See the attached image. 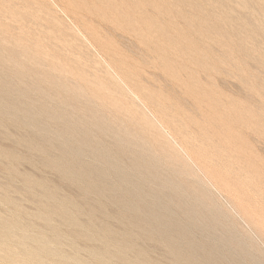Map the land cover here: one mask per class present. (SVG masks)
I'll return each instance as SVG.
<instances>
[{
  "label": "rangeland",
  "instance_id": "rangeland-1",
  "mask_svg": "<svg viewBox=\"0 0 264 264\" xmlns=\"http://www.w3.org/2000/svg\"><path fill=\"white\" fill-rule=\"evenodd\" d=\"M0 264H264V0H0Z\"/></svg>",
  "mask_w": 264,
  "mask_h": 264
},
{
  "label": "bare ground",
  "instance_id": "bare-ground-1",
  "mask_svg": "<svg viewBox=\"0 0 264 264\" xmlns=\"http://www.w3.org/2000/svg\"><path fill=\"white\" fill-rule=\"evenodd\" d=\"M169 194V193H168ZM167 196V195H166ZM165 196V197H166ZM164 198V197H163ZM187 204V203H186ZM164 207H165V205H164ZM168 210V209H167ZM174 211V210H173ZM168 214H171V213H168ZM175 215V214H174ZM171 216V215H170ZM167 217H165V219H166ZM161 220V219H160ZM170 220V219H169ZM199 220V219H198ZM201 222V221H200ZM202 223V222H201ZM168 224V223H167ZM186 225V224H185ZM187 226V225H186ZM189 228H190V226H188ZM172 228V227H171ZM191 229V228H190ZM155 231H156V229H155ZM191 232V231H190ZM193 232V231H192ZM209 233V232H208ZM205 237V236H204ZM212 237H213V235H212ZM200 238V237H199ZM217 238V237H216ZM219 238V237H218ZM204 239V238H203ZM215 239V238H214ZM168 240V239H167ZM185 240V239H184ZM217 240V239H216ZM213 241H215V240H213ZM212 241V242H213ZM219 241V240H218ZM218 243V242H217ZM217 246V245H216ZM203 247V246H202ZM211 247V246H210ZM206 250V249H205ZM208 250V249H207ZM177 252V251H176ZM208 253V252H207ZM203 254V253H202ZM200 257V256H199ZM219 257V256H218ZM225 257V256H224ZM227 258V257H226ZM228 261H230V260H228ZM221 263V262H220ZM244 263V262H243Z\"/></svg>",
  "mask_w": 264,
  "mask_h": 264
}]
</instances>
